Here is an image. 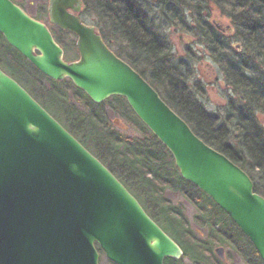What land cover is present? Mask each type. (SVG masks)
<instances>
[{
	"label": "water",
	"instance_id": "95a60500",
	"mask_svg": "<svg viewBox=\"0 0 264 264\" xmlns=\"http://www.w3.org/2000/svg\"><path fill=\"white\" fill-rule=\"evenodd\" d=\"M47 10L52 24L77 36L78 59L66 60L47 23L13 0H0V32L43 74L70 79L95 103L124 97L181 177L229 215L264 261V196L247 171L199 137L82 19L83 0H49ZM98 248L114 264L184 256L113 171L0 67V264H101Z\"/></svg>",
	"mask_w": 264,
	"mask_h": 264
},
{
	"label": "trees",
	"instance_id": "16d2710c",
	"mask_svg": "<svg viewBox=\"0 0 264 264\" xmlns=\"http://www.w3.org/2000/svg\"><path fill=\"white\" fill-rule=\"evenodd\" d=\"M13 1L26 9L25 0ZM83 1L84 13L96 14L100 18L101 24L97 27L103 37L108 41L105 29L114 35L118 43L111 44L112 48H126L119 50L118 55L123 59L127 57L125 60L154 88L159 82L163 88L160 92L163 99L199 137L247 171L254 181L255 190L264 196V126L259 121V114H264V72L261 74L259 71V68L264 69V0L156 1L159 5L157 11L165 17H172H168L167 27L192 33L195 26L188 22L190 15L196 19L193 23L202 34H207L206 42L213 46L212 54L222 68L229 89L241 94L242 106L237 108L236 102L230 99L228 107L220 114L203 110L193 97L191 88L184 86V81L193 79V72L188 71L186 76L180 64L167 60L170 57L168 39L159 33V19H156L152 6L147 7L146 0ZM212 3L230 19L236 31L234 39L241 42L243 51L217 36L219 34L213 23L205 18V14L211 16ZM36 18H49L47 5L38 11ZM54 30L58 29L54 27ZM59 32L62 38L58 42L67 53L77 55L75 42L65 37L66 33ZM138 62L144 64L142 69ZM0 66L51 114L55 117L60 114L65 118L56 117L139 199L153 219L180 244L184 257H190L195 264L210 259L223 264L215 254L214 246L227 245L240 249L238 251L247 263L264 264L253 243L228 214L201 189L181 177L170 151L134 113L124 97L110 99L142 137L126 136L112 128L103 109L110 99L101 104L95 103L70 79L57 81L46 76L10 45L1 32ZM106 158L124 170L135 186L126 180V175L122 176L112 164H108ZM169 189L197 209L194 215L196 227L191 224L184 209L174 205L167 197ZM98 249L103 256V250ZM183 258H166L165 264H182Z\"/></svg>",
	"mask_w": 264,
	"mask_h": 264
},
{
	"label": "rangeland",
	"instance_id": "374dc122",
	"mask_svg": "<svg viewBox=\"0 0 264 264\" xmlns=\"http://www.w3.org/2000/svg\"><path fill=\"white\" fill-rule=\"evenodd\" d=\"M146 1H147V7L149 8L150 6H152L154 12L156 13V14L154 13L156 15L155 16L156 19L157 18L159 19V21L157 20V24L158 22L160 23V26H158L160 28L159 33H161L162 35L164 34V36H166V38L168 39V44L170 46L169 47L170 59L172 60V62L180 64L181 70L185 71L186 76H188V71L193 72V79H191L189 83L193 97L195 98L197 104L203 110L213 114H220L224 112L225 109L228 107V103L230 99L236 102L235 105L237 106V108H239V106H242L244 102L241 100L242 99L241 94H239L238 92H236L231 88L229 89L222 68L219 65V62L215 59V57L212 54L213 46H210L206 42L207 34H202L200 28H198L196 24L194 25L193 23V21L196 19H194V17L192 18L190 15V19L188 22L190 25H192V27L195 26V31L192 33L185 30L182 31L180 30V28H176V27H167V25L169 24V18L172 19V17L171 16H168L169 18L165 17L164 15H162L161 12L157 11V8H159V5L156 2L157 0H146ZM24 2L27 12L31 14L33 17H36L38 11L43 6L48 4V0H25ZM211 8L212 11L209 14L211 16L207 17V14H205L206 15L205 18L210 23H213V26L216 28V31H218L219 34L217 36H219L221 39L232 42L234 48H238L240 51H243L241 42H237L234 39L236 31L231 25L230 19L226 15H223L222 11L216 4L212 3ZM82 18L85 22L95 26L101 24L100 18L96 14L84 13ZM42 21H44L50 26L48 18H45ZM214 21L219 22L220 24H222L223 27L230 25L231 29H225V31H223L216 26V23ZM111 31L113 34H115V32H113L112 29ZM105 32L107 35V39L112 40V42L114 43L117 42L116 39L113 38L114 35H112L107 29H105ZM53 34L55 35L57 40H60L62 38L60 37V32L58 30L53 29ZM66 37L70 39L74 38L73 36L71 37L66 36ZM119 49L122 50V47L119 46ZM66 56L69 61L76 57V55L73 53H67ZM143 65H144L143 63L138 62V66L141 69L143 68L142 67ZM259 71L261 72V74H263L264 69L259 68ZM156 86L162 87V85L159 84V82L156 84ZM103 109L108 115L109 123L112 124L113 129L118 130L119 132H121L126 136L132 135V136L142 137V134L138 132L137 129L129 122V120L123 114H121V111L113 105L111 99L109 100V102L103 105ZM53 113L58 114L57 112H53ZM58 115L56 117L59 119ZM60 117L62 120H65V118L62 117L61 115ZM259 121L264 126V114L262 115L259 114ZM106 161L108 162V164H112L114 169L125 177L126 173L124 172V170L120 169L115 162L111 161L109 158H106ZM129 179L130 178H127L126 175V180L134 187L135 184L133 185L132 184L133 182ZM166 195L167 197L171 198L174 205L184 209L185 213L189 217L191 224L194 227H196L194 221V215L197 213V209L194 207V205L188 202L180 194L172 191V189L167 190ZM149 206L152 208L151 205ZM193 226L192 228H194ZM203 235L205 236L204 232ZM217 246L218 245L214 246V249ZM223 246L225 247V251H226V259L224 260L221 259L223 264H249L240 255L238 251L240 249H235L227 245H223ZM217 257L219 256L217 255ZM100 263L112 264V262H110L105 255L101 256ZM182 264H195V263L191 260L190 257L185 256L183 258ZM201 264H219V263L217 261H214V259H210L203 261Z\"/></svg>",
	"mask_w": 264,
	"mask_h": 264
},
{
	"label": "flooded vegetation",
	"instance_id": "af4514ba",
	"mask_svg": "<svg viewBox=\"0 0 264 264\" xmlns=\"http://www.w3.org/2000/svg\"><path fill=\"white\" fill-rule=\"evenodd\" d=\"M49 1V0H48ZM15 2V1H14ZM84 2V1H83ZM16 3V2H15ZM18 4V3H17ZM19 5V4H18ZM21 6V5H20ZM22 7V6H21ZM47 7H48V4H47ZM24 8V7H23ZM25 9V8H24ZM26 10V9H25ZM27 11V10H26ZM48 11V10H47ZM84 11H85V4H84V10L82 11V13L80 14V16L82 17L83 16V14H84ZM49 17V16H48ZM83 19V18H82ZM48 20H49V18H48ZM49 23H50V26H49V28H50V30L52 31V33H53V29H54V27L56 28V29H58L59 31H61L62 33L64 32V33H66L64 36L66 37V36H69V37H71V36H73L74 38L73 39H71V40H73L74 42H75V46H76V50H77V55H76V57L74 58V59H71L70 61H73V60H76V59H78L79 58V51H78V49H77V45H76V41H77V36L75 35V34H73V33H71V32H68V31H64V30H61L60 28H58L57 26H55L54 24H52L51 22H50V20H49ZM98 28V27H97ZM98 32L102 35V33H101V31H100V29L98 28ZM54 35V34H53ZM4 36V35H3ZM55 36V35H54ZM102 37H103V35H102ZM56 38V37H55ZM113 38H115V37H113ZM103 39H104V41L106 42V44L118 55V51L120 50L119 49V47H116V49H114V48H112V46H111V44H115L116 45V42L114 43V42H112V40H109L108 39V41L103 37ZM57 40V39H56ZM7 41V40H6ZM58 41V40H57ZM124 47V46H123ZM122 47V49H125L126 50V48L124 47L123 48ZM64 48V47H63ZM64 50H65V48H64ZM139 54V53H138ZM67 52H66V50H65V59L66 60H68L67 59ZM170 55V54H169ZM168 55V56H169ZM119 56V55H118ZM120 57V56H119ZM122 58V57H121ZM125 59H127V57H124ZM138 58V57H137ZM140 58H142V50L140 51ZM137 60H139V59H137ZM167 60H169V62L170 61H172L171 59H170V57H168L167 58ZM69 61V60H68ZM157 62H159V61H157ZM1 67V66H0ZM2 68V67H1ZM5 71V70H4ZM6 72V71H5ZM186 77V76H185ZM183 84H184V86L186 87V88H190V83L189 82H183ZM159 93L161 92L162 93V88L161 87H156L155 88ZM160 93V94H161ZM161 96H163L162 94H161ZM218 247H224L223 245H218L217 247H215V249H214V252H215V254H217L218 255V252H217V248ZM183 249V248H182ZM224 249H225V247H224ZM184 254H185V252H184ZM224 256L225 257H221V256H219V258L220 259H226V251H224Z\"/></svg>",
	"mask_w": 264,
	"mask_h": 264
}]
</instances>
